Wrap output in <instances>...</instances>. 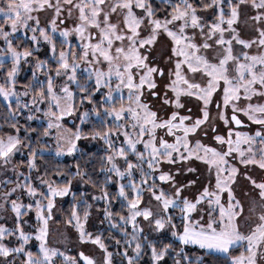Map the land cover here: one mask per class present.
I'll list each match as a JSON object with an SVG mask.
<instances>
[{"label": "snow or ice", "instance_id": "6c2138e0", "mask_svg": "<svg viewBox=\"0 0 264 264\" xmlns=\"http://www.w3.org/2000/svg\"><path fill=\"white\" fill-rule=\"evenodd\" d=\"M0 264H264V0H0Z\"/></svg>", "mask_w": 264, "mask_h": 264}, {"label": "trees", "instance_id": "16d2710c", "mask_svg": "<svg viewBox=\"0 0 264 264\" xmlns=\"http://www.w3.org/2000/svg\"><path fill=\"white\" fill-rule=\"evenodd\" d=\"M65 207L67 208V207H68V205L66 204V205H65ZM206 259H207V258H206Z\"/></svg>", "mask_w": 264, "mask_h": 264}, {"label": "rangeland", "instance_id": "374dc122", "mask_svg": "<svg viewBox=\"0 0 264 264\" xmlns=\"http://www.w3.org/2000/svg\"><path fill=\"white\" fill-rule=\"evenodd\" d=\"M22 75H23V73H22Z\"/></svg>", "mask_w": 264, "mask_h": 264}]
</instances>
